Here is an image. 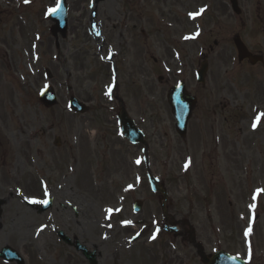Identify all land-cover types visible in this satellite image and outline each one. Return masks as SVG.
<instances>
[{
    "label": "rangeland",
    "instance_id": "1",
    "mask_svg": "<svg viewBox=\"0 0 264 264\" xmlns=\"http://www.w3.org/2000/svg\"><path fill=\"white\" fill-rule=\"evenodd\" d=\"M56 2L0 4V144L6 150L0 154V186L9 182L4 192L12 193L10 226L25 220L28 264H88L76 244L93 252L97 264H201L184 231L175 238L162 232L159 196L151 192L148 174L167 191L172 222L188 220L205 254L224 250L246 264H263L264 192L252 196L264 189V61L239 64L232 38L238 35L264 57V0H238L240 20L217 12L214 25L204 16L187 24L194 0H66L64 38L49 32L46 12ZM211 5L223 8L220 0H204L205 8ZM203 21L205 30L214 27L210 34L201 33ZM202 43L213 50L200 88L195 61ZM159 77L188 82L189 91L197 88L202 110L193 112L185 140L175 134L166 104L170 84ZM48 84L57 96L51 109L37 100ZM70 94L91 110L72 113ZM119 104L143 132L146 147L122 136ZM211 138L220 139L213 176L200 163L201 144ZM13 183L24 187L25 196ZM19 195L29 202L46 195L51 208L37 213ZM135 200L143 204L138 213L132 211ZM124 221H131L128 231ZM8 230H0L1 244L5 236L14 238Z\"/></svg>",
    "mask_w": 264,
    "mask_h": 264
},
{
    "label": "flooded vegetation",
    "instance_id": "2",
    "mask_svg": "<svg viewBox=\"0 0 264 264\" xmlns=\"http://www.w3.org/2000/svg\"><path fill=\"white\" fill-rule=\"evenodd\" d=\"M233 1L235 2V6L237 7L235 9L236 11H234V9H233ZM6 3H10V0H8L7 2H4V0H0V4H2L3 6H5ZM194 3L195 4H194L193 8H195V10H189V9H191L190 7L187 8L189 10L188 13H187L188 17H186L187 24L190 22L191 19H196V22H200L202 16H204V18L208 17V20L210 21V25H214V23H213L214 21L216 23H218V22L215 20V15L213 16V13H217V12H221L225 17H227L230 20H232V19H234L235 21L236 20H240L239 17L241 15L242 10L240 9L241 6H239L238 0H220V3L223 6V8H220L217 5H211L210 7L208 6V7L205 8L204 0H194ZM202 8L204 9V11L202 13H200L199 15L195 16V18H191L189 16V13L199 12V10L202 9ZM238 9H239V12H238ZM236 12H238V13H236ZM253 19H257V20L259 19V18H257V14L256 13L254 14V18ZM261 20L264 21V18H262ZM203 23L204 24H203L202 28H201V25H200L201 33L203 31V33H205V34L206 33L210 34L214 30V27L208 28L207 30H205V24H207V23L205 21H203ZM187 26H189V25H187ZM142 34L143 33L141 32L140 35H142ZM181 37L183 38V43H188L189 32L186 31L184 34L181 35ZM186 37H188V38H186ZM234 37H235V35H234ZM233 38H232V40H233ZM205 45L206 44L202 43L200 48H199V51L197 52V60L195 61V64L197 65L196 73H197V70L199 69L200 63H203V62L206 63L207 70H208V56L211 54L213 48L211 46H209L208 44L206 45V46H208V48H206ZM213 45L217 46V42L214 41V40H213ZM245 45H246L247 49L251 53L262 55L260 53V50H252L249 46H247V44H245ZM232 49L235 52L233 44H232ZM179 61H180V59L176 58L175 64L178 65ZM243 62L249 64L246 59H244L243 61L239 62V64H242ZM262 63H256L254 65L262 64ZM254 65H251V66H254ZM194 68L195 67H192V71H195ZM181 73H182V71H181ZM170 75L173 77L172 73H170ZM166 79L167 80H165V81H163V78H159L158 80L162 84H170L169 78H166ZM178 81H182L184 83V85H185L186 91L188 93H190L195 98V101H194V104H193V109H192V114H193V112L195 110L201 111L202 108H201L200 104H198V99H197V96L195 95V94H197L196 93L197 88L195 86L192 88L193 89L192 91H189V90H187V87H186L188 82H185L183 80H176V81H173L172 84L167 86V91L172 85L176 84ZM197 85H199V84H197ZM199 86H200V88H201V86L203 88L205 86V83L203 85H199ZM109 98L111 99V101L116 100L113 96L109 97ZM116 102H118V101H116ZM166 104H167V102H166ZM120 106H122V105L119 104L116 107V109L118 110V108ZM88 109L91 110V107H89V108L87 107V110ZM199 116H202V114L199 113ZM190 119H191V117H190ZM187 128H188V123H187ZM212 134H214V133H212ZM186 135H187V131H186ZM186 135H185L183 140H185ZM219 142H220V139L211 138V142L210 143H203V145L201 144V148H203V149L201 151L202 155L200 156V163H201V167L202 168L204 167L205 170L208 169V174L207 175L213 176L214 175V172H213L214 169L213 168L217 167V160L219 158L218 151H217V146L219 145ZM4 148H5V146L0 144V154H2L3 152H6V150ZM224 153L225 152L223 151V154ZM205 161L207 162L206 168H205V164H204ZM192 163L193 162H192V159H191V161L189 162V166H192ZM186 164L188 165V161L185 160L184 161V167H185ZM185 170H186V172L188 171L187 167H185ZM7 180H10V178L8 177ZM8 185H9V182L5 183L3 186H0V230L5 229L8 226L9 227L8 232L9 233H14L15 232V234H14V238H11V237H8V236L4 237V243L3 244L0 243V254L3 253V250L5 249V247H8L9 249H11L13 252H15L22 259V262H18V261L6 262L2 258H0V264H28L27 256L29 255V251H27V245L24 243V238H23V228L25 226V220L18 227L14 228V227L10 226V224H9L10 220L6 219L7 215L9 214V205H8L9 204V198L12 195L11 192H6V193L4 192L5 189H6V186H8ZM11 185L13 186V188H14V190L16 192H18L19 194H23V196H25V194H24L25 191H24V187L23 186L19 185V183H17V184L13 183ZM6 195H8V196H6ZM23 196H20V195L18 196L22 203L26 204L27 207H29V208H33L38 213H41V212L38 211L39 205L37 204V202H35V203L27 202V201H25ZM27 198H29V196H27ZM166 204H168V203L166 202ZM167 221H168V224H170V225L173 224V222H172L173 218L169 217V218H167ZM184 221L185 222H189L188 220H184ZM164 223H165V221H164ZM60 233H61L60 230H56V235L61 240V234ZM170 235L173 238H175V235L173 233H171ZM187 240H188V236H187ZM263 264H264V258H263Z\"/></svg>",
    "mask_w": 264,
    "mask_h": 264
},
{
    "label": "water",
    "instance_id": "3",
    "mask_svg": "<svg viewBox=\"0 0 264 264\" xmlns=\"http://www.w3.org/2000/svg\"><path fill=\"white\" fill-rule=\"evenodd\" d=\"M99 1H103V0H95V3ZM57 4H59L60 7L58 9L56 7L57 10L55 12L52 11L48 12L47 17L49 18L50 21L53 22V25L50 27V32L53 35L59 32L63 36L67 29V7L64 0H58ZM233 8L234 11H236L234 1H233ZM233 42L236 47L238 61L247 58L251 64H254L257 61L262 60L258 56L251 55L239 38H234ZM205 70H206V65L202 64L201 69L199 70L197 75V80L199 82H203ZM45 73L48 77H50L48 70H45ZM38 99L46 108L56 104L55 94L50 86L46 87L44 90H42L39 93ZM167 100L171 106V112L175 119V131L179 136L183 137L185 134L186 123L191 115V110L193 108L195 99L191 97L188 93H185L183 84L179 83L176 87L170 89L167 95ZM68 103H69V107L75 112L82 113L86 109L85 106L82 103L78 102L73 96L69 98ZM117 119L120 123L123 136L129 142H131L132 144H136V143L144 144L142 133L139 131V129L135 127L133 121L127 116V114L123 109L119 110L117 114ZM149 181L151 185V190L154 192L161 193L163 199L165 200L166 192L162 188V186L158 184L157 180H155L153 177L150 176ZM164 200L161 202L162 208H164L163 207ZM47 201L49 202V200ZM140 208H141V202L135 201L133 204V211L138 212ZM76 249L82 251V254L88 260L89 264H97L93 253L87 252L81 246H76ZM6 251L7 248L4 250L3 255L6 254ZM201 262L203 264H244L241 260L229 256L227 253L221 250L215 252L210 256L201 255Z\"/></svg>",
    "mask_w": 264,
    "mask_h": 264
},
{
    "label": "snow or ice",
    "instance_id": "4",
    "mask_svg": "<svg viewBox=\"0 0 264 264\" xmlns=\"http://www.w3.org/2000/svg\"><path fill=\"white\" fill-rule=\"evenodd\" d=\"M59 7H60V5L57 4V9H58ZM57 9H50V11L55 12ZM203 11H204V9L202 8V9L199 10V12L189 13V16H190L191 18H195V16L199 15V14L202 13ZM186 38H188V37H186ZM261 115H264V114H261ZM259 120H260V116H258V117L256 118V120L253 122V124H252L253 129H255V128L258 126V122H259ZM139 162H140V161L137 160V163H139ZM185 167H187V164L185 165ZM129 187H131V186H129ZM261 192H264V189H257V190L253 193L252 199H253V200H256L257 196H258ZM31 202H34V203H35V202H40V203H45V204L48 203L47 200H45V201H36L35 199H33ZM249 207H250V208H254V207H255V204L249 205ZM108 211L111 212V211H113V210H112V209H109ZM124 223H126V224H130L131 221H124ZM43 227H44V226H41V230H42ZM157 231H159V230H157ZM250 232H251V226H249V228L245 230V233H244L245 236L249 235ZM137 235H139V233H137ZM154 238H155V235H153L152 239H154ZM250 254H251V248H250V246H249V256H250Z\"/></svg>",
    "mask_w": 264,
    "mask_h": 264
},
{
    "label": "bare ground",
    "instance_id": "5",
    "mask_svg": "<svg viewBox=\"0 0 264 264\" xmlns=\"http://www.w3.org/2000/svg\"><path fill=\"white\" fill-rule=\"evenodd\" d=\"M84 138H85V137H84ZM82 147H83V148H81V152H82V153H86V152H87V150H86V146H82ZM87 149H88V146H87ZM88 151H89V150H88ZM124 161H125L124 158H122L121 156H118V162L124 163ZM76 162H77V160H74V163H75V164H76ZM86 181L89 182V179L86 178ZM125 230H126V231L129 230V226H128V224L126 225ZM93 247L95 248L96 253L100 255V253H101V249H100V247L97 246V245H94ZM37 249H39V247H38Z\"/></svg>",
    "mask_w": 264,
    "mask_h": 264
}]
</instances>
